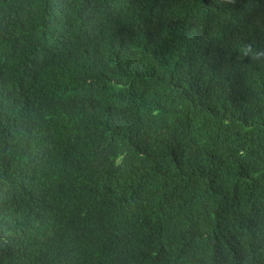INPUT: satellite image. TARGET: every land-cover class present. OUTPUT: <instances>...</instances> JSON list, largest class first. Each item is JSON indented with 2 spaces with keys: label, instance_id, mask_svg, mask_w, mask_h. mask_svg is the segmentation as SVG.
<instances>
[{
  "label": "trees",
  "instance_id": "trees-1",
  "mask_svg": "<svg viewBox=\"0 0 264 264\" xmlns=\"http://www.w3.org/2000/svg\"><path fill=\"white\" fill-rule=\"evenodd\" d=\"M0 264H264V0H0Z\"/></svg>",
  "mask_w": 264,
  "mask_h": 264
},
{
  "label": "clouds",
  "instance_id": "clouds-1",
  "mask_svg": "<svg viewBox=\"0 0 264 264\" xmlns=\"http://www.w3.org/2000/svg\"><path fill=\"white\" fill-rule=\"evenodd\" d=\"M242 51L244 52L245 55H247L249 52H253V48L251 44H247L244 46V48L242 49ZM259 55V54H257Z\"/></svg>",
  "mask_w": 264,
  "mask_h": 264
}]
</instances>
